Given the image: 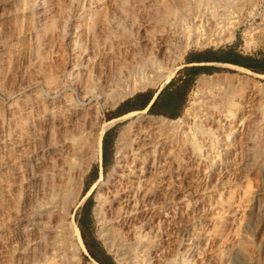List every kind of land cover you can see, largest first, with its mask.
I'll return each instance as SVG.
<instances>
[{
    "label": "bare ground",
    "instance_id": "1",
    "mask_svg": "<svg viewBox=\"0 0 264 264\" xmlns=\"http://www.w3.org/2000/svg\"><path fill=\"white\" fill-rule=\"evenodd\" d=\"M111 1L122 10L134 0H0V91L4 94L0 103V264H80L73 239L75 245L86 247L80 228L74 219L68 220V214L83 187L84 174L95 155L101 157L105 129L118 119L146 112L130 111L108 119L93 137L103 103L116 106L154 77L145 74L146 67L159 64L152 35L144 27L125 26L115 19L108 7ZM175 3L162 4L154 25L159 24L162 31L174 30L180 22L181 51L208 41L201 30L204 19L222 22L224 34L219 37L231 38L239 19L231 7L244 4L241 0H196L194 6L187 0ZM186 13L197 17L195 33L183 20ZM257 31L263 34L264 25L252 32ZM130 53L135 55L134 62L128 58ZM114 58L126 71L111 79L106 72L110 62L116 64ZM177 66L168 68L162 83ZM235 68L264 78V73ZM12 69L13 84L5 86V76ZM36 73H41V79ZM229 78L196 80L191 106L186 107L191 117L187 127L182 128L181 116L150 120L134 130L131 120L117 134L115 160L107 178L99 174L79 202L97 186L94 212L103 226L101 236L122 264H238L246 253L244 237L234 235L238 226L233 217L235 192L217 197L213 192L219 178L209 180L222 167L242 170L252 162L256 146L241 141L239 130L238 137L234 131L242 126L243 112L253 104V97L260 100L263 121L264 82ZM223 117L230 123L226 122L228 129L226 123H219ZM238 117L240 124L231 128ZM234 139L241 141L239 148L230 149ZM168 141L177 145L176 151L168 148ZM216 146L220 148L214 150ZM192 154L195 164L209 159L200 168L209 180L200 186L202 176L192 178L193 184L196 181L192 191L199 194L191 203L186 188L192 181L188 180ZM216 202L224 213L211 222L207 237L199 238L198 230L185 223L193 218L201 223V218L215 214L218 210L211 212L210 205ZM155 219L156 230H144ZM179 224L184 225L182 232Z\"/></svg>",
    "mask_w": 264,
    "mask_h": 264
},
{
    "label": "rangeland",
    "instance_id": "2",
    "mask_svg": "<svg viewBox=\"0 0 264 264\" xmlns=\"http://www.w3.org/2000/svg\"><path fill=\"white\" fill-rule=\"evenodd\" d=\"M145 1V2H144ZM196 0H187V2L191 5L194 6V2ZM236 1V0H235ZM239 1V0H237ZM170 3L172 5L176 4V0H134L131 3L127 4L124 9H119L118 7H114L115 2L111 1L109 2V8L110 10L114 13L113 15L115 16L114 18L120 21L123 25L128 26L134 24L135 26H140L144 27L147 29V32H149L150 35H152V38L154 39V47L153 49L155 50L154 52L157 53V58H158V65L155 62L154 67H146V75L147 76H154L149 80L145 85H142L141 87L135 89L134 91L147 87V86H156L163 82L165 79L166 75L169 72V69L171 70L173 67L178 65L181 61V56L183 52L181 51V46H182V39L184 38V31L181 28V25L177 22V24L173 28L170 29L166 27L165 30H160L159 24L154 25V16L158 15L161 10V6L163 3ZM246 2V3H245ZM241 3L243 4L241 8H237L235 6H232L231 8L234 11V14L239 15V19L236 23H234L231 32L233 36L231 38H220L219 35L224 34L222 29L224 26L222 25V22L216 23L214 18H209V19H204L202 23V31L206 32V35L208 37V41L205 44H195L192 43L189 45L186 49L191 48V47H200V46H205V45H216V44H222L225 42L230 41L231 39L235 38V41L240 43L245 49H252L254 48L255 51L264 53V33L262 34V30L257 31V32H252L253 30H257L260 27L264 25V0H241ZM113 4V5H112ZM147 4V5H146ZM114 7V9H113ZM118 9V10H116ZM249 9H251V12H247ZM142 10V11H141ZM117 13L115 14V12ZM145 11V12H144ZM145 13V14H144ZM188 13V12H187ZM185 14L183 20L186 21L188 24L191 25V31L195 33V25L193 24L195 22V19L197 17L190 16V14ZM143 15V16H142ZM187 15H189L187 17ZM141 16V17H139ZM143 20V23H142ZM134 21V22H133ZM211 22V23H210ZM12 23V21H11ZM10 24V21H9ZM145 26H144V25ZM115 25V22H114ZM201 25V24H200ZM149 28V29H148ZM168 28V29H167ZM200 28V26H199ZM121 32V31H120ZM158 35V36H157ZM163 35V36H162ZM179 35V36H178ZM163 37V39H162ZM218 37V39H217ZM161 39V40H160ZM225 39V40H224ZM159 41V42H158ZM159 49V50H158ZM147 52L149 49H146ZM146 52V53H147ZM130 56V61L134 62L136 60L135 55L130 53L128 54V58ZM28 57H32V55H28ZM132 59V60H131ZM113 63L116 62V64H112L110 62L107 68H109L105 72L109 78H114L116 73H121L125 74L126 67L123 64H120L117 58L113 59ZM113 65V67H112ZM115 66V67H114ZM169 68V69H168ZM124 71H123V70ZM148 70V71H147ZM176 70V69H175ZM174 70V72H175ZM168 71V72H167ZM173 72V73H174ZM111 73V75H110ZM38 79H41L40 75L41 73H36ZM133 75H136V73H133ZM42 76V75H41ZM132 77V74L130 75ZM227 76V77H226ZM11 77V78H10ZM205 78L208 79H215L218 77L233 80V81H238V80H248L249 82H257V84H261V82H264V78L261 79L259 77H254L253 75L247 73V72H238V73H228V74H218V75H210V76H204ZM232 77V78H231ZM15 79V76L13 74V69L9 71L4 79V84L5 86H10L13 84V81ZM112 81H109L107 84L109 86L111 85ZM107 86V87H109ZM196 88V82L194 83V86L192 87V90L190 92L188 102H187V108L191 106V100L193 99V90ZM31 91V90H30ZM33 92V91H31ZM129 95V94H128ZM4 94L0 91V103H3L4 100ZM192 98V99H191ZM2 100V101H1ZM89 101V99H87ZM101 104L104 102V99H100ZM121 101V100H120ZM119 101V102H120ZM255 101V102H254ZM253 106L248 105L246 106V111L243 112L244 114V119L242 121V126L234 131V134L236 137H238V133L240 134V139L242 137L241 141L247 142L248 144H253L256 146V151L253 152L252 154V162L248 166V169L242 168H234L233 170H225V168L222 167V171L217 172V170L213 171L215 173H212L210 176L213 178H205L206 172L200 171V168L203 167L206 162L209 161L208 158H203L202 163L200 164H195L193 162L194 158L196 157L194 154H192L190 161V171L188 172L190 179L196 177L197 175H201L202 178L200 179L201 182H199L200 186H203L205 182L208 180L212 181L215 180V177L217 179L219 178V187L218 189L216 188L214 190V195L217 193V197H219V194L226 195L228 192H235V202L234 205L236 207V212L234 214V220L238 222V226L234 231V235L239 234L242 235L245 239L246 242V253L243 254V257L240 259L238 264H264V119L263 121H260L261 118V103L260 100L257 98L252 99ZM91 103L99 105V102H96L95 100H92ZM100 106V105H99ZM103 108V109H102ZM112 108L110 102L105 101L103 105L101 106V115L99 117L98 125L94 128L95 130L93 131L95 135L97 136V132L106 120H108V115L109 111ZM187 108L185 109L184 113L181 115L182 118V123L181 126L183 128L187 127L188 124L191 123V117L187 114ZM253 108V109H250ZM250 109V111H249ZM260 116V117H259ZM142 117V118H141ZM144 117V118H143ZM173 118V117H172ZM256 118V119H255ZM137 119V120H136ZM140 119V120H139ZM145 119V120H143ZM148 119V120H147ZM164 119L168 121L171 119L170 117H165L162 115H157V114H152L149 112H139L137 114L118 119L115 121L111 126H109L107 129L102 134L101 137V149H102V154L101 157H99L98 154L95 155V157L90 161L88 171L84 174V184L82 189L80 190L75 202L71 205L70 207V213L68 214V220L74 219L75 223L78 225L81 239L84 242V245L86 247V250L82 249V247L77 244L75 245L76 239H73L74 247H75V252L78 254L79 259H80V264H101L100 261L97 259L108 263V264H122L116 259L115 252L110 251L107 249L104 239L101 236V229H102V224L100 221L96 218L95 212H94V207L97 203V186H94L92 190L88 193V195L85 197V199L82 202H79L83 194L87 191V189L90 187L92 182L99 176V174H102L103 178L106 179L108 176V173L111 168V164L115 160V139L121 128L129 121L134 120L132 123V128L138 129L139 127L142 128L145 125V122L147 121H153V120H160ZM226 117L221 118L219 123H226L225 122ZM242 118H237L234 119L231 124V128L233 127H238L240 124ZM137 122V123H136ZM237 124H236V123ZM262 122V123H261ZM143 123V124H142ZM212 123V122H211ZM228 123V122H227ZM226 123V124H227ZM142 124V125H139ZM210 122L208 120L205 121V125H209ZM230 124V123H228ZM226 125L227 129L229 128L230 125ZM236 124V125H235ZM136 127V128H135ZM131 128V129H132ZM244 128V130L242 129ZM97 129V130H96ZM239 132L237 133V131ZM96 131V132H95ZM247 131V132H246ZM253 133H252V132ZM247 133V136L241 133ZM245 133V134H246ZM247 138H245V137ZM201 138V136H199ZM245 138V139H244ZM229 139V138H228ZM233 139V138H232ZM238 139V138H237ZM256 140V141H255ZM235 139L230 141V149L232 147H237L239 148V144L241 141ZM233 143V144H232ZM237 145H236V144ZM170 145V146H169ZM168 148H171L172 150L176 151L177 150V145L175 143L169 144V141L167 142ZM234 147V148H235ZM214 150L220 147H213ZM237 148V150H238ZM224 149H221V152ZM220 156H223L221 154ZM217 157V156H216ZM202 164V166H201ZM200 165V167H199ZM193 167V168H192ZM199 167V168H198ZM193 169V170H192ZM195 169V170H194ZM205 168H203L204 170ZM193 174H192V171ZM197 170V171H196ZM199 170V171H198ZM202 170V169H201ZM225 170V172H223ZM263 170V171H262ZM227 171V173H226ZM234 171V172H233ZM239 171V173H238ZM203 175H202V173ZM223 172V173H222ZM218 173V174H217ZM230 173V174H229ZM233 173V175H232ZM243 173V174H242ZM196 174V175H195ZM215 176H214V175ZM220 174V175H219ZM232 176V177H231ZM236 176V178H235ZM222 179V180H221ZM199 181V180H198ZM194 180H192L189 184V186L186 188V192L189 195V200L190 202H194V198L199 194V191H192L193 189V184ZM203 182V183H202ZM203 185H202V184ZM199 184L197 186H199ZM190 187V188H189ZM221 187V188H220ZM192 191V193H191ZM225 191V192H223ZM212 193V194H213ZM195 195V197H194ZM214 197V196H213ZM96 202V203H95ZM216 204L218 206H216ZM258 204V205H257ZM255 205V206H254ZM212 206L211 212L214 210H218L215 214H212L211 216H206L205 219L201 218V223H197L198 220L193 218L189 219L185 225L187 227H193L198 230V236L199 238L202 237H207L208 232L206 231L210 225L211 222L215 220L216 216L222 215L224 213L223 209L224 207L222 204L219 202H216ZM218 207V208H216ZM220 207V208H219ZM177 216H175V219H179ZM208 218V219H207ZM157 219L154 220V223H151L149 225H146L144 230H148L149 233H151L153 227L157 228ZM194 220V221H193ZM204 220V221H203ZM208 220V221H207ZM200 222V221H199ZM204 222V223H202ZM209 222V223H207ZM182 223V222H181ZM201 225V226H198ZM209 224V225H208ZM101 227H100V226ZM194 225V226H193ZM121 227L123 230H126V227L123 226L122 224L116 225V227ZM177 228L179 226L180 232L183 231L184 225L180 224L176 225ZM197 228H196V227ZM200 227V228H199ZM204 231V233H203ZM127 232V231H126ZM180 232L177 231V237L178 233L180 235ZM201 232V233H200ZM203 233V234H202ZM201 234V235H200ZM186 242V240H185ZM77 243V242H76ZM183 243V242H182ZM180 243V245L182 244ZM88 244L93 253L96 254V257L92 256L90 252L87 249ZM176 244V243H175ZM179 245V246H180Z\"/></svg>",
    "mask_w": 264,
    "mask_h": 264
},
{
    "label": "crops",
    "instance_id": "3",
    "mask_svg": "<svg viewBox=\"0 0 264 264\" xmlns=\"http://www.w3.org/2000/svg\"><path fill=\"white\" fill-rule=\"evenodd\" d=\"M236 65L264 73V53L245 49L235 38L222 44L188 48L167 82L130 93L110 109L108 119L140 110L165 117L181 116L199 77L242 72Z\"/></svg>",
    "mask_w": 264,
    "mask_h": 264
},
{
    "label": "trees",
    "instance_id": "4",
    "mask_svg": "<svg viewBox=\"0 0 264 264\" xmlns=\"http://www.w3.org/2000/svg\"><path fill=\"white\" fill-rule=\"evenodd\" d=\"M86 245H87V249H88V251L90 252V254H92V256L96 257V254L93 253L91 247H90L88 244H86ZM97 260L100 261L101 264H108V263H105V262H103V261H101V260H99V259H97Z\"/></svg>",
    "mask_w": 264,
    "mask_h": 264
}]
</instances>
